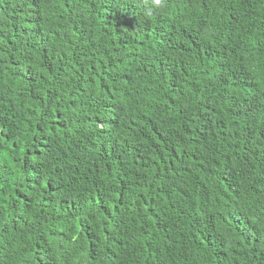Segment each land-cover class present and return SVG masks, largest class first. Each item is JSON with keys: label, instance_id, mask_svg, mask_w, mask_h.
Instances as JSON below:
<instances>
[{"label": "trees", "instance_id": "1", "mask_svg": "<svg viewBox=\"0 0 264 264\" xmlns=\"http://www.w3.org/2000/svg\"><path fill=\"white\" fill-rule=\"evenodd\" d=\"M0 264H264V0H0Z\"/></svg>", "mask_w": 264, "mask_h": 264}, {"label": "clouds", "instance_id": "2", "mask_svg": "<svg viewBox=\"0 0 264 264\" xmlns=\"http://www.w3.org/2000/svg\"><path fill=\"white\" fill-rule=\"evenodd\" d=\"M154 4L157 5V6H160L161 5V0H154Z\"/></svg>", "mask_w": 264, "mask_h": 264}]
</instances>
